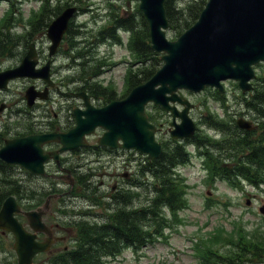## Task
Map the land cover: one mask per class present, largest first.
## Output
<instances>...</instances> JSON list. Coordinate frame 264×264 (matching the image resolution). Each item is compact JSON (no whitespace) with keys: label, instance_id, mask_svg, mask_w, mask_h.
Here are the masks:
<instances>
[{"label":"water","instance_id":"95a60500","mask_svg":"<svg viewBox=\"0 0 264 264\" xmlns=\"http://www.w3.org/2000/svg\"><path fill=\"white\" fill-rule=\"evenodd\" d=\"M138 1L148 24L150 47L162 53V66L145 82L132 87L125 97L110 100L101 107L91 104L85 91L79 92L85 108L73 110L72 128L66 132L9 139L0 149L2 159L43 174L46 160L50 157L57 160L59 152L86 145L85 137L96 128L103 129L99 144L135 149L155 159L160 156L162 145L155 138V124L145 112L149 102L172 114L170 136L184 138L191 136L196 127L188 115L192 104L181 94V89L198 92L211 86L223 91L222 82L226 80L236 81L242 92L252 88L253 66L264 61V0H207L197 20L174 40L168 39L165 32L168 27L165 0ZM74 11L75 7H67L49 23L46 29L51 41L49 55L56 50ZM35 56L34 45L30 44L18 66L0 72V88L17 77L41 79L53 85L50 62L36 68ZM25 96L30 106L37 97L32 85L26 89ZM176 103L183 105L182 110H178ZM176 117L180 118L179 123ZM236 122L241 128H252L251 122L243 118ZM53 141L60 144L58 150L45 152L42 146ZM261 210L264 212V208ZM17 212L15 198L7 197L0 207V228L14 237L17 264H32L37 253L49 248L53 241L51 233L41 220L42 212L25 213L30 231L15 216ZM36 232L46 233L48 237L38 241Z\"/></svg>","mask_w":264,"mask_h":264},{"label":"trees","instance_id":"16d2710c","mask_svg":"<svg viewBox=\"0 0 264 264\" xmlns=\"http://www.w3.org/2000/svg\"><path fill=\"white\" fill-rule=\"evenodd\" d=\"M60 1L62 0H55L52 5L49 0H45L43 6L35 12L29 21V30H25L23 34L25 44L32 40L34 32H42L52 17L58 15L64 7L76 5L78 10L84 11L83 0H65L63 4ZM206 1L166 0L164 6L169 25L168 32L176 37L192 25ZM109 6L107 24L98 32L97 39L107 37L120 42L117 30L126 32L127 47L134 58L136 68L134 70L128 68L126 71L125 95L132 87L152 76L161 66V54L153 51L149 46L147 21L139 11L138 5L130 10L124 8L122 13L114 8L113 4L109 3ZM121 7H124V4H121ZM9 19V16H6L2 20L1 27H7ZM73 23L71 20L66 32L68 51L73 58L82 59L77 63L82 69L83 63L93 60L91 57L84 58L92 51L88 49L87 43L71 41V37L78 38L77 31H73ZM7 38L4 46L12 52L16 44L15 38L12 34H8ZM98 69L97 64L91 65V72L83 78L79 75L78 79L84 83L81 88L88 89L95 99L106 103L116 98L114 88L109 85L104 86L98 81H89L90 77L94 79L97 77ZM74 79L71 78L70 81ZM213 95L221 102L225 101V95L217 89L213 90ZM240 106L255 123L253 130L239 129L233 116L228 119L213 115V120L207 125L220 133L221 138L219 136L216 139L206 133L196 132L184 142L173 140L169 145L165 143L158 158L148 160L145 157V163L138 164L139 178L145 175L151 181H145L144 187L140 186V182L137 183L140 192L128 193L136 202L134 207L125 208L121 203L119 207L117 206L120 209L109 213L110 218L100 224L81 222L72 225L74 236L71 238V247L47 255L44 264H107L108 258L120 253L125 247L138 249L151 241L154 236L162 235L161 230L169 226L164 211L168 212L170 217L171 214L175 215L177 211L187 206L186 179L176 168L179 164H185L190 157L185 149L186 142L195 143L197 148L201 147L200 149L205 153L204 166L208 179L213 185L219 180L228 183L232 188L240 189L244 185L252 187L262 185L264 183V73L255 77L250 92L241 94ZM148 117L154 121L152 116L148 115ZM9 194L17 196V191L10 187L9 193L0 196V205ZM219 231L227 232L229 237L226 239L217 237ZM219 243L229 245L228 249L219 251L221 247L213 248ZM213 246L199 252L202 264H218V262L264 264V232L247 234L242 233L241 228L231 231L219 229L213 234Z\"/></svg>","mask_w":264,"mask_h":264},{"label":"rangeland","instance_id":"374dc122","mask_svg":"<svg viewBox=\"0 0 264 264\" xmlns=\"http://www.w3.org/2000/svg\"><path fill=\"white\" fill-rule=\"evenodd\" d=\"M83 1L86 10L78 11L79 13L72 19L74 22L73 31H77L76 36L78 38L71 37V41L84 43L88 41V49L92 50V53H88L84 58L88 59L91 57L93 60L89 61V63H83V68L81 69L77 63L82 59H73L72 54L68 55L69 43L67 39L63 42L52 68V79L56 86L58 85L52 95L53 106L57 113L62 109V115L68 114V110L70 112L69 104L66 101L64 102V100L69 98L72 100V93L70 92L82 90L78 87L83 86L84 83L78 79V76L80 75L83 78V76L91 72V65L97 64L99 66V75L96 79L104 86L110 84L109 86L114 88L115 97L118 98L126 91L125 74L130 67L129 62L134 60L127 48V35L125 33L120 34V43L107 37L98 40L97 37L98 31L107 24L106 14L107 10L110 9L109 3L113 4V7L119 9L120 13H122L124 8L129 10L134 8L138 4L137 0H121L120 2L113 0ZM61 4L63 3L61 2ZM121 4H124V7H121ZM39 5L40 0H21L14 5V11L9 20L10 24H14V22L18 24L13 28L14 32L21 33L25 27H29L30 17L33 11L39 8ZM9 7L10 4L0 3V17ZM104 35H107V33H104ZM167 37L175 39L173 33H167ZM32 41H38V47L36 46L38 58H42L39 55L46 56L49 45L47 37L42 32H34L33 39L29 43ZM20 44H22V40L19 37L14 46L13 55L7 56L9 57L8 60L3 58L4 60H2L7 61V63L1 65L4 67H15L20 64L23 52L26 50V47ZM255 71L257 75L263 74L264 63L257 65ZM71 78H75L74 81H70ZM92 80V78L89 79V81ZM30 84L31 82L28 79H19L12 82L8 87V102L16 108L21 106V98H24L23 91ZM223 85L225 88L224 102L216 101V98L212 95V90H204L197 94L182 91V94L194 104L190 115L198 126L197 132H200V134L206 133L216 139L219 138L216 131L207 125L210 120H213V115H217L219 118L227 117L228 119L233 116L235 120L243 117L253 121L241 109V92L236 82L226 81ZM97 102L99 101H94L95 104ZM62 104L63 107H61ZM47 107L50 108L51 105H47ZM23 109L27 110L26 106ZM146 113L153 117L154 122L162 124L156 134L157 140L168 145L171 144L173 140L168 133L170 115L151 103L147 104ZM73 124L74 119L72 121L68 120L67 125L72 126ZM101 132L97 131L87 140L90 142L96 141L102 134ZM187 148L192 153L190 160L193 164L185 163L179 166L180 175L186 179L185 201L187 206L177 211L175 215L171 214L170 217L169 213L164 211L165 216L168 218L169 226L161 230L163 232L162 235L154 236L151 241L138 249L125 247L120 253L108 258L107 264H202V261L200 262L202 257L198 255L199 252L202 249L212 248L213 234L217 230L223 229L222 227H224L225 231H229L238 226L236 228H241L242 233L247 234L264 230V226H261L264 225V215L259 212V207L264 205V183L259 187L245 185L241 189L232 188L228 183L220 180L212 185L213 183L208 179L207 171L203 168L205 167L203 165H206L204 158L196 154L193 146L189 145ZM139 156L137 155V157ZM142 180L141 177L138 178V181L141 182ZM16 183L17 181H15ZM60 199L61 197L52 198V196L46 197L45 194H42L38 200H34L32 203L27 202L23 207L26 210L33 207V210L42 212L43 221L49 226L51 222L46 219L47 213L50 210V214L54 216L53 209L58 206ZM246 200H249V203H246ZM124 205L126 204L124 203ZM22 214H19V217L23 218ZM21 220V222L25 221ZM52 231L53 234L59 235L61 238L53 242L50 248L51 251H57L64 246L71 247V238L74 236L73 228L57 227L52 228ZM217 237L226 239L229 234L219 231ZM44 238L45 236L40 235L41 240ZM12 245L13 237L11 235L4 234L0 237V264H16V255ZM217 247H221L219 251H225L229 245L219 243L213 246V248ZM47 255L48 253L43 252V254L36 257L33 264H44ZM218 264L222 263L218 262Z\"/></svg>","mask_w":264,"mask_h":264},{"label":"flooded vegetation","instance_id":"af4514ba","mask_svg":"<svg viewBox=\"0 0 264 264\" xmlns=\"http://www.w3.org/2000/svg\"><path fill=\"white\" fill-rule=\"evenodd\" d=\"M24 53L25 50L23 55ZM7 56L9 55L6 54L5 47L0 46V71L9 68L1 65L7 63L3 61L9 59ZM39 57H42L39 58L40 64L49 60L47 55H39ZM55 57L50 59L51 63H54ZM33 83L39 89L45 88V85L38 81ZM51 88L48 89L50 93L58 87ZM8 89H0V148L11 138L66 131L71 126L67 125L68 120L72 121L71 114L52 113V108L49 111H38L37 114L20 106L16 108L8 102ZM47 98V101L43 103L48 102L50 95ZM21 101L23 102V98ZM74 101L76 103L69 105L82 107L81 100L74 99ZM27 115H30L29 118ZM97 131L102 130H95L94 133ZM87 142L88 144L84 147L61 153L58 162L52 158L46 161L44 175L31 173L21 166L11 165L0 158V196L9 193L10 187L14 188L23 212L26 210L23 205L38 200L42 194L52 198L63 197L58 202V206L53 209L55 217L50 214V210L47 213L46 219L51 222L50 228H72V225L81 222L100 224L110 218L109 213L118 211L121 203L128 204L126 207L132 208V197L129 195L130 200L123 201L121 196L132 192L137 184L134 177L137 167L135 152L100 145L98 140ZM58 148L59 144L55 142L44 146L45 151L51 152ZM15 181H17L16 184ZM62 181L68 183L60 184ZM58 188L63 190L58 193ZM22 219L27 226L24 215ZM4 234L11 235L10 232L0 229V237ZM40 235L45 236L43 233H37L39 240H41Z\"/></svg>","mask_w":264,"mask_h":264}]
</instances>
